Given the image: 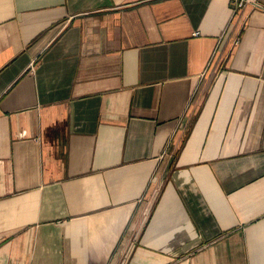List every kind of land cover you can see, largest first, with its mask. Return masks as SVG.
Here are the masks:
<instances>
[{
  "label": "crops",
  "instance_id": "crops-1",
  "mask_svg": "<svg viewBox=\"0 0 264 264\" xmlns=\"http://www.w3.org/2000/svg\"><path fill=\"white\" fill-rule=\"evenodd\" d=\"M256 1L0 0V264H264Z\"/></svg>",
  "mask_w": 264,
  "mask_h": 264
},
{
  "label": "built area",
  "instance_id": "built-area-1",
  "mask_svg": "<svg viewBox=\"0 0 264 264\" xmlns=\"http://www.w3.org/2000/svg\"><path fill=\"white\" fill-rule=\"evenodd\" d=\"M231 6L232 12L235 11L237 8L242 7L245 3H250L251 5H258L256 0H228ZM196 32L193 31L192 34Z\"/></svg>",
  "mask_w": 264,
  "mask_h": 264
}]
</instances>
